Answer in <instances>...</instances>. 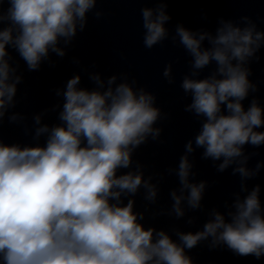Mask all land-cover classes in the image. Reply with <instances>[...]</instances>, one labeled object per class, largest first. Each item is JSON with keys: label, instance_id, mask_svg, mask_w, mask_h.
Returning a JSON list of instances; mask_svg holds the SVG:
<instances>
[{"label": "clouds", "instance_id": "obj_1", "mask_svg": "<svg viewBox=\"0 0 264 264\" xmlns=\"http://www.w3.org/2000/svg\"><path fill=\"white\" fill-rule=\"evenodd\" d=\"M4 2L0 0V5ZM6 2L7 9L0 10V24L7 25L0 29V118L21 80L17 76L9 82L15 70L5 59L6 46L19 53L30 71L38 70L50 49L64 55L57 47L59 38L75 36L77 22L83 31L86 13L96 4V0ZM164 7L141 10L147 49L167 37L164 24L170 17ZM96 16L99 18L100 13ZM176 35L193 57L194 69L215 62L216 70L210 76L185 77L181 86L192 93L186 111L205 118L195 144L204 149V158L215 161L223 157L218 166L223 171L243 156L245 144H264V132L256 131L264 126V109L255 99L247 110L242 104L250 89L256 91L243 65L261 47L264 32L256 31L254 24L241 29L222 22L215 36L204 32L197 37L181 25ZM206 38L211 47L202 49ZM169 74L167 66L163 75ZM93 79L102 86L98 76ZM115 79L111 77L109 85ZM79 82V75L67 82L59 116L62 123L51 129L47 125L36 129V137L47 134L44 146L0 143V264H192L185 248L192 249L209 237L212 247L224 244L238 256L259 259L264 255V209L258 186L243 200L235 201L228 220L214 212V219L203 231L178 232L180 243L164 231L145 229L138 222L140 214L133 211L134 201L124 205L120 197L135 195L143 186L146 199L154 201L157 190L142 173L117 176V171L131 165L133 150L148 134L154 139L159 135L160 130L152 125L160 110L153 106L151 94L142 89L137 94L127 83L101 92L77 89ZM10 119L15 121L17 116ZM35 122L40 124L39 116ZM186 151L193 152L191 141ZM246 159L234 169L243 178L255 175L243 166ZM191 168L187 155L182 156L177 172L181 191L189 190L188 205L198 209L205 183H189ZM171 196L175 215L183 217V196L175 191Z\"/></svg>", "mask_w": 264, "mask_h": 264}]
</instances>
